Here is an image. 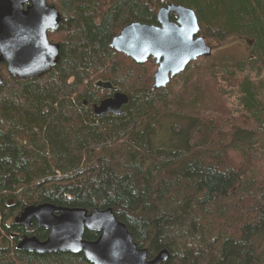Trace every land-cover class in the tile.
<instances>
[{"label":"trees","instance_id":"1","mask_svg":"<svg viewBox=\"0 0 264 264\" xmlns=\"http://www.w3.org/2000/svg\"><path fill=\"white\" fill-rule=\"evenodd\" d=\"M47 1L62 15L58 29L49 31L60 43L55 67L20 80L0 63V264H93L82 252L16 247L14 233L27 228L9 220L25 205L43 202L112 207L149 257L169 251L163 264H254V246L264 259V173L250 172L231 153L241 155L264 118V0ZM168 2L193 7L206 37L252 35L250 56L207 67L213 89L205 78L149 88L138 77L124 88L133 81L122 74L111 39L130 21L158 23L157 8ZM118 54L152 75L154 59L138 65ZM98 78L128 95L122 112L99 115L85 106L84 100L105 95L95 85ZM220 84L240 92L232 105L241 114L228 119L223 108L212 115L190 107L186 118L165 105L190 94L202 104L201 95L214 101ZM245 112L249 122L243 124ZM163 114L185 119L156 138ZM239 183L248 189L246 198H235L243 189ZM37 232L47 234L44 227ZM98 234L85 229L84 237Z\"/></svg>","mask_w":264,"mask_h":264},{"label":"water","instance_id":"2","mask_svg":"<svg viewBox=\"0 0 264 264\" xmlns=\"http://www.w3.org/2000/svg\"><path fill=\"white\" fill-rule=\"evenodd\" d=\"M171 13L176 15L171 18ZM158 24L130 21L113 36L110 46L132 56L137 62L155 58L153 86H165L170 77L184 70L200 55L212 53L193 7L168 3L157 11ZM59 9L47 0H0V63L20 80L41 76L52 70L60 59V43L49 38V30L60 26ZM0 72V87L3 83ZM104 89L116 88L109 80H97ZM128 101L124 92H116L94 104L98 114L120 113ZM32 217L49 229L48 237L25 236L18 248L37 252L68 251L83 253L93 264H163L169 258L164 248L153 257L148 248L139 247L133 233L118 219L112 207L56 205L51 202L28 204L16 221L28 226ZM85 228L99 232L97 238L86 239Z\"/></svg>","mask_w":264,"mask_h":264},{"label":"rangeland","instance_id":"3","mask_svg":"<svg viewBox=\"0 0 264 264\" xmlns=\"http://www.w3.org/2000/svg\"><path fill=\"white\" fill-rule=\"evenodd\" d=\"M49 3H50V1H49ZM168 3H175V2H168ZM168 3L159 5L158 8H157V11H158V9L161 6L167 5ZM175 4H178V3H175ZM262 5L264 7V1H263ZM158 23H159V21H158ZM158 23H155V24H158ZM119 32H120V30H119ZM200 33H201V29L199 31V34ZM242 33H246V34H231V35H229L228 37H226L225 39H222V40L217 39L216 37H214V35H212L211 37H206L207 42L210 43L212 45V47H213L212 53L209 54V55H205V54L204 55H200L197 59L190 61L186 65V68L184 70L178 72L174 76H171L170 77V81L167 82L165 86H160V87L153 86V83H154V72H155V70L157 68V65H158L156 63L155 58L153 56H150L148 58V60H146L145 62H137L132 56L126 54L125 52L120 51V53H123L124 55L126 54L127 57L132 59L138 65H142V64L148 65L147 63L150 62V60L154 59V61H155L154 65L155 66H154V69L152 70V75H150V73L147 72V70H143L140 67L133 66L130 63H128V65H127L128 61L122 59L119 56V54H118L119 51L117 53H113V55H114V58L116 59V61L119 63V65H122V66H120V68L122 67L121 72H122L123 75H126V79L130 78L133 81L135 79V77L136 78L138 77L139 78V82L140 81L144 82L145 84H147V86L149 88H150V86L152 88H166V87H169L171 85H174V81L175 80L178 83L177 85H182L185 82L186 83L190 82V81L195 82V81H197L196 80L197 78L198 79L199 78H205L204 79V81H206L205 85L211 86V89H213V86H212L213 83L207 78V77H210V70L207 69V67H209V66H211L213 64H216V63L217 64H220V63L233 64V63L237 62L239 59L240 60L241 59H246V58H248L250 56V49H251L250 44H251V40H253L254 38L252 39V37H253L252 35L251 36H249V35L247 36V32H242ZM58 36L61 38L60 34H58ZM49 38H50V35H49ZM51 41H53V40H51ZM53 42H58V40H55ZM110 63L111 62H107L106 64L108 66H103L104 69L106 67H109ZM124 65H127L128 67L124 68ZM201 67H203V68H201ZM146 69H147V67H146ZM213 70H215V69H213ZM99 79L105 80V81L108 80V79H103V78H98L97 80H99ZM137 82L138 81L136 79L135 81L132 82L133 85L131 84L130 87H124V88H129L130 89L132 86L137 84ZM198 84L199 83H197V85ZM225 84H220V88L215 93L216 99L214 101L212 99H208V100L205 99L204 96H206V95H201L200 99H202L201 101H204V104L207 103L206 105L202 104L200 101L196 102V100H192L191 99L193 96H196L197 94L178 96L176 98L178 103L175 102L176 103L175 106H173V104H172L173 102L172 101H169L165 105L168 106V108L169 107H171V108L173 107L172 108L173 111H175L177 113H184L186 118L187 117L190 118L189 114L192 115V110L193 109H197V112L209 113V114H212V115H220V113H222V110H220V108H223V109L227 110V118L228 119H230L229 117L233 118V116H235L236 114H241V112H239L238 110H235V107H233V105H232V104H234L233 100L236 101V98L240 95V92H238L235 88H232V87H229V86H228V91H226L227 87H226ZM98 87H100V86H98ZM77 88L79 89V88H82V87L78 86ZM95 95H99V94L96 93ZM206 98H207V96H206ZM99 100H92L90 103L87 101V103H84V104H85V106H89V107L91 106L92 109H93L94 104L96 102H98ZM205 100H207V101L205 102ZM192 101H193V104L190 103ZM97 104H99V103H97ZM157 104H158V102H157ZM190 107L192 108V110L190 109ZM189 110H190V113H189ZM94 112L96 114H98L95 110H94ZM244 114L245 115L242 116L240 120L243 122V124H246L247 121L249 120V118H248V116H246V114H247L246 112ZM184 119H181V118L177 119L175 116H173L171 114H163L162 117H160V119H159L160 127L157 129L156 138L165 137L166 136L165 133H166L167 130L170 129V126L172 125V123H181L182 124ZM238 121H239V119H238ZM260 123H261V126L259 125ZM259 124L257 126V133L253 134L251 140L248 141V143H245L246 146L244 147L243 150L240 149L239 153H241L242 156L240 154H234L233 151L231 153H232V156L233 155H239L240 157L237 159V161L245 162V165L247 167H249L250 172H253V173L256 172V174L260 173L259 176H261L264 173L263 172L264 171V162H261V160L264 159V118L259 122ZM250 127L254 128V127H256V124H254L253 121H250ZM204 143H206V142H204ZM234 161L236 162L235 159H234ZM240 186H241V188L244 187L241 184H240ZM244 188L241 190V193H239V195H237L235 198H237V197L246 198V195L243 192L248 190V189L247 188L244 189ZM252 192H253V189L250 190L248 192V194L251 195ZM31 204H33V203H31ZM24 207H23V209H24ZM9 222L10 223L13 222V219L9 220ZM3 232L4 231H1L0 239L2 238ZM260 239L264 241V235H261ZM252 251H253V255H254V259H253L252 262L254 264H264V259H263L262 254L260 253V251H257V248H255V246H254V250H252ZM228 264H230V263H228Z\"/></svg>","mask_w":264,"mask_h":264},{"label":"flooded vegetation","instance_id":"4","mask_svg":"<svg viewBox=\"0 0 264 264\" xmlns=\"http://www.w3.org/2000/svg\"><path fill=\"white\" fill-rule=\"evenodd\" d=\"M55 67V66H54ZM53 67V68H54ZM52 68V69H53ZM105 79V78H104ZM109 80V79H108ZM111 81V80H109ZM113 83V85L116 87V88H112V89H103L105 91V95L104 97H102L98 102L96 103H100L104 98H107V97H112L116 92H123L121 89H120V86H118L117 84H115L113 81H111ZM102 88V87H101ZM125 93V92H124ZM84 103H87V100H84ZM94 109V107H93ZM23 208H21L15 215L14 217L12 218L13 219V222H18L16 221V217L21 213ZM19 223V222H18ZM22 225V227L24 229H26V231L24 232H18V233H14V237L15 236H18V241L17 243L24 237V236H36L38 239L40 240H45L47 237H48V233H49V229L45 228L47 230V234L45 236H40L39 233L37 232V229L42 227V225H39L38 224V219L36 217H32L31 219V222L28 226H25L23 224H20ZM85 229H88V228H85ZM91 230V229H90ZM21 234V235H20ZM20 236V237H19ZM16 247L18 248L17 244H16ZM18 249H23V250H28V251H32V252H37L35 250H32V249H24V248H18ZM38 253H42V252H38ZM84 255V254H83Z\"/></svg>","mask_w":264,"mask_h":264},{"label":"bare ground","instance_id":"5","mask_svg":"<svg viewBox=\"0 0 264 264\" xmlns=\"http://www.w3.org/2000/svg\"><path fill=\"white\" fill-rule=\"evenodd\" d=\"M207 41V40H206ZM213 50V49H212ZM16 223H18V222H16ZM18 224H22V223H18ZM24 225V224H23ZM26 226V225H25ZM25 237V236H24ZM30 237V236H29ZM18 244V243H17Z\"/></svg>","mask_w":264,"mask_h":264}]
</instances>
